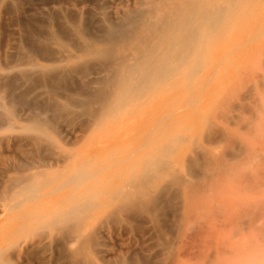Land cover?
I'll return each instance as SVG.
<instances>
[{"label":"rangeland","instance_id":"rangeland-1","mask_svg":"<svg viewBox=\"0 0 264 264\" xmlns=\"http://www.w3.org/2000/svg\"><path fill=\"white\" fill-rule=\"evenodd\" d=\"M177 1L181 2V0ZM168 2V0H124L123 3L116 2L112 6L111 12L117 19L110 20L109 17L106 16V8L103 5V0H0V93H3L5 96L7 95L6 97H10L6 98V101L8 100L15 114H21L28 109L29 114L31 116L33 114V117L42 118L41 115H43L44 117L42 119L50 120V122H48L53 126L57 135V140L55 142L41 143L38 144L39 146L37 144L29 146L17 137L0 139V179L6 181L7 178L5 173L7 176L12 174L23 175L25 172L29 170L33 171L38 167H40V169L45 168L42 165L45 164L50 156L56 153L66 154L75 144L79 147L80 145L83 146V144H86L84 143V137L87 135V127L92 123L89 122V120L98 121V109H100V106H102L107 97L105 94L109 96L110 93L117 91L115 87L117 80V74L115 73H117V71H115V69H118L117 65L120 61V51H129V49L133 48L132 45L135 47L139 45L142 46L143 42L145 43V41L150 40V36L153 35V25L149 22L145 23L146 20L143 22L142 17L139 16L140 13L138 9L144 6L151 8L153 5L156 4L155 6H157L158 4L161 9L159 6L157 7L160 11L162 10L159 12V15L162 16L165 15L168 10L166 6ZM147 16H149V14H146L145 18ZM145 24H148V28H146L147 34H144L149 36L147 40L144 39L143 42L140 41L141 43H139L137 42L139 40L132 37L133 31L141 26V30L144 32L143 27H146L144 26ZM149 25L152 29L149 28ZM125 31H129L128 33L130 35ZM115 36L116 38L112 39V41L118 42L113 43L109 41V44L108 40ZM102 37L106 40L110 38L107 41L103 38V41ZM137 43L139 44L136 45ZM235 44L236 43H232V45L225 50L226 52L221 49L216 55L210 58H207L203 54L200 59L207 60V62L206 64H201L204 67L208 66L203 75L200 73L198 74V68L200 70V68L203 67L201 64L198 66L196 65V76L190 77V79L187 77H183V79L181 76H183L184 73L179 75L172 74L175 79H182L183 81L181 80L179 85L170 88L165 91L164 94H161L163 93V88L158 84L159 67L156 66V69L154 66H150L149 69L151 70H149L148 74H151L152 78L146 73L144 76H140L141 72H144L142 70L140 72L139 70L137 72L135 71L134 73L136 75L140 74L136 77L133 73L132 77H134L133 80L135 79V82H132L131 84L133 85L127 88L131 94L129 91H127V93L131 96L126 94V92L123 94L131 98L129 103H131V106L137 111L134 121L143 123V130L139 132H134L133 130H128L127 132L122 131L121 125L117 122V119L123 114V110H120L116 104L113 106V109L116 111L113 110L111 112L109 115L110 118L106 117L105 120L103 119V121H100L102 124L100 122L95 124V138L92 146L94 144L93 148L96 150L98 148L97 151L107 154L106 156L104 155L97 158L96 164L106 166L111 164V158L109 156H111L110 154L112 152L128 154V152L131 151H138L139 146H141L137 154L139 155L138 159L135 161L132 156V158L127 161L129 171L138 176L145 174L147 177L144 179L148 183L151 180H156L160 183L153 190H149L151 194H148L144 204L139 205L138 203H133L137 207L135 208V206L132 205L133 207L131 206L129 208L130 212L132 211V213L128 211L129 214L135 216L138 222H141L142 226L136 223L107 225L105 219H100L101 221L99 220V222H97L95 227L89 231V248H91L92 245L93 249H91L93 251L100 248L117 258H120L117 253L121 252L120 255L123 257V261H127L129 254H125L126 251L140 242L137 236L141 232H135L136 228L144 233V230L147 228L151 229V227L153 229V234L156 235L157 244L165 251L169 247L171 248L174 242V238H172L174 235L172 234H174L176 229V217L179 212V203L177 202L180 200L183 189L181 185L183 181L182 177L191 178L193 176V179L198 182V185L207 188L206 193H209L207 195H210L211 198L208 199L209 201L211 200L208 205L198 209L200 214L207 213V217L209 216V229L215 230L218 224H223L226 245L225 250L230 259L227 261H230L231 264H264V101L262 99L264 92H262L263 87L261 85L256 89L251 82L252 76H260L262 72H264V54L257 52L254 56H251L252 58H249L247 63L238 66V54H246L249 47L246 46L239 49L238 45ZM129 46L131 47L129 48ZM33 48L36 49L33 50ZM137 53L136 51V54ZM136 54L135 56L138 57L139 54ZM223 54L227 57H224ZM259 56L261 58H259ZM152 57L153 56H151V58ZM154 60L155 58L150 59V61ZM222 61L225 62L221 63ZM154 71L156 72L155 75H153ZM212 72L215 75H212ZM228 73L230 77L234 79L231 84L227 85L226 89L223 90L221 101L220 99L215 100L210 92L213 88L222 83V78ZM49 75L50 78L48 77ZM172 75L170 78L174 79ZM146 76H148V79L145 78ZM51 77L55 78L52 79ZM208 77V80L211 78V83L209 81V86L199 91V85L201 86ZM142 78H145L147 81L145 82ZM153 78L157 80H152ZM137 80H140L139 82L142 84L140 85L139 82L137 84ZM184 80L186 81L184 82ZM22 82L24 83V87L23 85L20 86ZM35 82H38V85L35 86ZM147 82L150 83L147 84ZM145 83L148 86L144 85ZM50 84L51 86L53 85L52 89ZM151 84L153 87L150 86ZM190 84L192 88L189 87ZM32 87H38L43 93V96H41V98H36L31 93ZM150 87L151 89H148ZM183 87H186L184 91ZM59 88L62 89L60 90ZM54 89H56L57 92ZM72 89H74L75 92L72 91ZM144 89H148V91H146L147 93H145ZM186 89H188L190 93L188 90L186 91ZM194 89L200 93L198 95L195 93L196 95L191 96L192 90ZM133 91L135 93H141V95L137 93L138 96L134 94L136 101L133 99ZM151 91H153V93ZM53 92L54 94L59 93V95L57 96L56 94L55 96L52 94ZM208 92L210 94L209 100L213 104L209 108L201 106V103L205 102L203 97L206 98L209 96ZM86 93L88 99L84 97ZM78 94H80V96ZM60 95H62V98L59 97ZM142 95L146 97H144L146 100ZM12 96L16 97V100L18 99L17 101L18 103L20 102L22 107H20L19 104H13L15 98L13 97V99ZM163 98L165 100H163ZM193 99L194 101L196 100V102H194ZM74 100L77 101L76 103L79 104V106ZM79 100L83 101L79 102ZM52 104L55 107L52 106ZM187 104L192 106L188 108ZM27 107L32 108L30 110ZM40 108L46 112L49 108V114L43 110H38ZM185 108H187V110ZM16 109L18 111H16ZM51 109H55V112L51 111ZM194 109H196V112ZM40 111H43V113ZM92 111L93 114L91 113ZM70 112L71 114H69ZM94 113L96 116H94ZM162 114L163 116L161 117ZM164 114H166L167 118ZM49 116H51V118ZM171 128L173 130H171ZM85 130L87 131L85 132ZM57 132L60 136H58ZM102 137L103 139L100 140ZM61 139L64 143L60 141ZM96 141H99V144ZM141 143L144 144L143 147ZM102 148L103 150H101ZM163 150L166 152L164 155L161 153ZM177 150H180L184 157L179 164L173 165L171 163L176 159L175 152ZM38 154L40 155L38 156ZM103 157L106 159H103ZM8 158L9 160H7ZM32 159H35L36 162L38 161L37 164L39 166L34 161L31 162ZM88 159L89 157L87 160ZM187 160L189 161L186 162ZM11 163L13 165H11ZM159 164H164L166 167L168 166L171 168L169 170L167 167L166 177L163 176L159 170ZM10 166L12 167L10 168ZM14 166L15 168L18 166L16 169L19 171L15 170L16 174L15 171L11 170ZM1 168H7L6 170L4 169L6 172L4 173ZM172 172L177 180L174 179ZM177 172L179 174L183 172L184 175L180 178ZM223 176L225 177L223 178ZM219 179L223 181V183L221 182L219 185L223 186L215 187L213 183L217 180L219 181ZM170 181L173 183L171 184ZM165 184L168 187L165 186ZM208 187L210 188L208 189ZM211 189L214 190L211 191ZM215 190H217V194L214 192ZM178 194L180 196H178ZM151 196L155 198V200L153 198L154 202L151 201ZM220 198L223 200V202L221 201L223 207L219 209H222L223 213H220L218 203H216ZM0 203L1 210L3 206L1 190ZM215 209L220 215L222 214V216H218ZM136 214L138 216H136ZM102 222L103 226L100 224ZM134 224L138 227H134ZM199 224L197 222H191L188 226L189 230L187 229L186 231L184 249L188 248L187 253L190 254L187 260H184L185 264H204L202 260L198 258L199 251H203L198 244H200L202 241L201 239L206 236L207 231L205 232V230L207 229L205 226H201L202 224ZM1 225L2 223L0 222V230ZM190 226L193 227L190 228ZM168 244L169 246H167ZM141 259V263L144 262L149 264L151 262L149 257ZM63 260L65 262H63ZM168 261L169 259L167 258L164 261L150 264H169ZM66 262L62 243L60 245L58 244L57 248L56 244H51V247L45 248V250L22 245L16 252L0 253V264H67Z\"/></svg>","mask_w":264,"mask_h":264},{"label":"bare ground","instance_id":"bare-ground-1","mask_svg":"<svg viewBox=\"0 0 264 264\" xmlns=\"http://www.w3.org/2000/svg\"><path fill=\"white\" fill-rule=\"evenodd\" d=\"M168 1L169 2L166 5L168 10L166 9L167 10L166 14L165 15L161 14L162 16L159 15V12H161L162 10L160 11L161 8L158 4H157V6H159L160 9L157 6H155L156 4L153 5L151 8L150 7L147 8L144 5H140V6H144V7H140L138 9L139 10L138 12L140 13V15L139 14L138 15L142 17L143 22L146 20L145 23L149 22L153 25V27H154L153 32H152L153 35L150 36V40L145 41V43H144L143 40L144 39L147 40V37L149 36V35L148 36L146 35L147 34L146 28H148L147 27L148 24L144 25L146 27L142 26L144 32L141 30L142 29L141 26L137 27L136 29L133 28L135 25L132 27L134 29L132 37L139 40V41H137L139 43L143 42V44H142V46L139 45L136 47L132 45L133 48L129 49V51L128 50L126 52L120 51V53H119L120 55L117 54L120 56V59H119L120 61L118 62V65H117L118 69L117 70L115 69L116 66L114 68L115 71H117V73H115V74H117V80H116V86H115L117 91L110 93L109 96L107 94H105L108 98L105 96L106 99H105L104 103L102 104V106L99 105L100 109H98V117H97L98 121L96 122V120L95 121H91V119L89 120V122H92V123L89 125V127H87L88 131L85 130V132L87 131V135L84 137V143H86V144L85 145L83 144V146L80 145V147L77 144H75L71 147V149H69L68 151L66 150L67 151L66 154L56 153V154L50 156L47 159V161L45 162V164L42 165L45 168L40 169V167H38L33 171L29 170V171L25 172L23 175H13L12 174L13 172H12L11 173L12 175L7 176L5 173L6 171H4L5 168L4 169L1 168L2 171H4L7 179H6V181H3L2 179H0L1 197L3 198V206L0 210V212H1L0 222L2 223L1 230H0V253L13 252V251L16 252L22 245H26L27 247H35L38 249L45 250V248L51 247V244H56V248H57L58 244L60 245L62 243L63 252H64L65 259L67 261L66 262L67 264H142V263L147 264L144 262L141 263V260H142L141 258H144V257H149L151 259L150 263H154V262L158 263V262L164 261L165 259L168 258L169 264H185L184 260H187V257L190 254V253H187L188 248L184 249V244L186 242V233H187L186 231H187L188 226L191 222H193V223L197 222L198 224L200 223L199 225L202 224L201 226H203V227L205 226L207 229V230H205V232L207 231L206 236H204V238L201 239L202 241L200 242V244H198L200 249L203 250L201 252L198 250L199 251V257L198 258L202 260V263H204V264H206V263H208V264H229L230 263L231 264L230 261H227L230 259H229V255L226 253V250H225L226 245H225V240H224L223 224H218V226L215 227V230L214 229L210 230L209 229V223H208L209 216L207 217V213H205V214L199 213L198 209H200L203 206L208 205L211 202V200L209 201L208 199H211V198H210V195H207L209 193H206L207 188L204 186L201 187L200 185H198V182H196L195 179H193V176L191 178H185L184 176L182 177L183 181H182L181 185L183 186V189H182V195L180 197V200H179V202H177V203H179L178 204L179 212L177 213V217H176V229H175L174 234H172V235H174V237H172V238H174L173 239L174 242H173V246L170 244L171 245V248L169 247L170 251H169V248L167 249L168 251L167 250L165 251L163 248H161L157 244L158 242L156 240V235L153 234L152 227H151V229H148L146 227L147 229L145 228L146 230H144V233L141 230L136 228L135 232H137V231L141 232L137 236L139 238L140 242H139V244H136V245L130 247L129 250L126 251V253L123 252L125 254H129V257H127V261H123L124 259H122L123 257L120 255L121 252L117 253V255L120 256V258H117V257H114L112 254L108 253L106 250L99 248L98 250L93 251L92 245H91L92 249L89 248V246H90L89 245L90 244V242H89V231H91L95 227V225L97 224V222H99L100 219L101 220L105 219V221L107 222L106 223L107 225L119 224V223H121V224L122 223H136L138 225L141 224V222L140 221L138 222V219L135 216L129 214V212H130L129 208L132 205L135 206V204H133V203H138L139 205L144 204V202L147 200L148 194L149 193L151 194V192H149V190L150 189L153 190L160 183L159 181H156V180H151L148 183L144 179L147 177V176H145V174L138 176L137 174L131 173L129 171L127 161H129L132 158V156L134 157L135 161L138 159L139 155H137V154H138V151L141 149L140 148L141 146H139L140 149L138 148V151H131V152H128V154H120V153H113L112 152L110 154L111 156H109L111 158L110 159L111 164H108L106 166H103L102 164H96V160H98L97 158H100L104 155L106 156L107 154H105L104 152L97 151L98 148H97V150L95 148H93L94 144L92 146V143H93L94 138H95V127H96L95 124H98L100 121H103V119L105 120L106 117L108 118L109 115L111 114V112L114 110L113 106L115 104L118 108H120V110H123V114L117 119L118 120L117 122H119L121 125L122 131L127 132L128 130H133L134 132H139V131L143 130L144 124L139 122V121H134V117H135V115H137V111L134 107L131 106V103H129L131 98L126 96V94L130 93L129 89H127L128 86H132L133 84H131V83L135 82V79L133 80L134 77H132L133 73L135 71L137 72L139 70V72H140L142 70V71H144L143 73L141 72V74H140L138 72L140 74V76L141 75L144 76L145 73L147 75H149L148 74L149 70H151V69H149L150 66H154L155 68H156V66L159 67V70H158L159 75L158 76L160 79L158 78V80H159L158 84H159V86H161L163 88L162 89L163 93H161V94H164L165 91L169 90L170 88H174L175 86L179 85V83H181L182 79L181 80L175 79V77L173 76L174 74L179 75V74L184 73L185 76L183 75L181 77L182 78L187 77L189 79H190V77L196 76L195 72L197 71V66L201 63L206 64V62H207V60L200 59V57L203 54L207 58H210L211 56L216 55L217 52L220 51L221 49H222V51L227 50L232 45V43H236L238 45L239 49L248 46L249 50L246 54H238V57H237V63H238L237 65L238 66H242L243 63H247L249 58L251 56H254L255 53H257V52L264 54V0H181V2H179L177 0H168ZM116 2L123 3L124 0H103V5L106 8V10H105L106 16H108L110 20H116L117 19V17H115V15H113L111 12L112 6ZM155 3H156V1H155ZM68 14H70V13H68ZM146 14H149V16H147L145 18ZM71 18H73V17H71ZM68 19H69V17H68ZM72 21H73V19H72ZM149 28H150V25H149ZM150 29H152V28H150ZM125 32H124V34H125ZM128 32H126V33H128ZM60 33H61V31H60ZM144 33H146V34H144ZM149 34H150V32H149ZM103 38L104 37H102V39ZM115 38H116V36L114 38L113 37L110 38V40H108V39L107 40L109 42ZM104 39H103V41H104ZM100 41H102V40H100ZM112 42L114 43V42H118V41H112ZM139 43H137L136 45H138ZM109 44H110V42H109ZM129 45H131V44H129ZM111 46H113V45H111ZM33 47H35V46H33ZM130 47L131 46H129V48ZM34 49H36V48H33V50ZM136 51L138 52L137 54H136ZM232 51H234V50H232ZM133 52H134V54H133ZM135 54L136 55L139 54L138 57H136ZM38 55H37V57H38ZM151 56H153L152 58H155L154 61H150V59H152ZM224 57H227V56L224 55ZM228 57H229V55H228ZM259 58H261V57L259 56ZM225 59H228V58H225ZM223 62H225V61H222L221 63H223ZM229 62H231V61H229ZM263 63H264V60H263ZM19 65H21V64H19ZM23 65H24V63H23ZM218 65H220V64H218ZM206 68H208V66L207 67L203 66L202 68H200V70L198 68V74L200 73L203 75ZM155 73L156 72L154 71L153 75H155ZM139 74L138 75L135 74L136 77L139 76ZM171 75L174 77L175 80L170 78ZM212 75H215V74H213V72H212ZM149 76L152 78L151 74ZM48 77L50 78V75ZM209 77L207 78V80L205 82L202 83L201 86L199 85V89H200L199 91H202L201 89H203V88L205 89V88H207V86H209V81L211 83V78H210V80H208ZM53 78H55V77H53ZM145 78L148 79V76H146ZM145 78H142V79L145 80ZM87 79H88V77H87ZM154 79L157 80L156 78H153L152 80H154ZM233 79L234 78L230 77L229 73L224 78H222V83L219 84V86H216L215 88H213V90L210 92V93H212V97L215 100L220 99V101H221V98L223 96V90L226 89L227 85L231 84ZM93 81H92V83H93ZM139 81L140 80H137L136 83L138 84ZM146 81L147 80H145V82ZM185 81L186 80H184V82ZM88 82H90V81H88ZM200 82H201V80H200ZM251 82L256 89L258 86L261 85L263 87V91L262 90L261 91L264 92V72H262V74L260 76H254V77L252 76ZM37 83L38 82H35V86L38 85ZM139 83H140V85L142 84L141 82H139ZM148 83H150V82H147V84ZM33 84H34V82H33ZM51 84H53V83H51ZM51 84H50V86H51ZM147 84L145 83L144 85H147ZM155 84H153V85H155ZM22 85L24 87L23 82L20 84V86H22ZM47 85H48V83H47ZM52 86H51V89H52ZM150 86L153 87L152 84ZM38 87H34V88L32 87L31 93L36 98H39V97L41 98V96H43V93L40 91V89ZM151 87L148 89H151ZM189 87H191V84ZM145 88H146V86H145ZM185 88L183 87V91L185 90ZM141 89H142V87H141ZM148 89H146V90L144 89L145 93H147L146 91H148ZM258 89H260V88H258ZM54 90L56 91V89H54ZM187 90L188 89H186V91ZM64 91H66V90H64ZM72 91H74V89H72ZM85 91H86V89H85ZM105 91H106V89H105ZM127 91H129V93H127ZM154 91H155V87H154ZM196 91H197L196 89L192 90L191 96H194L196 94L198 95L200 93L199 91H197V92ZM78 92H80V91H78ZM125 92H126V94L124 95L123 93H125ZM151 92L153 93V91H151ZM69 93H71V92H69ZM80 93H84V92H80ZM137 93L138 92L133 93V99L134 100H135L134 94H136V96H138L139 93L138 94ZM149 93H150V91H149ZM189 93H190V91H189ZM52 94H54V92ZM56 94H54V95L56 96ZM88 94H89V92H88ZM130 94H129V96H131ZM58 95H59V93L57 94V96ZM78 95L80 96V94H78ZM86 95H87V93L84 95V97H86V99H88ZM139 95H141V93ZM143 95H145V94H143ZM155 95H157V94H155ZM208 95L209 96H207L206 98L203 97V99H205V102L201 103V106L209 108L213 105L212 102H210V100H209V98H210L209 92H208ZM6 96L3 93H0V139H8L10 137H17L29 146L30 145L32 146L35 144L38 145L41 143H51V142H55L57 140L56 139L57 135H56L55 129L49 123L50 120L42 119L44 117L43 115H41L42 118L35 117V116L33 117V114H32V116L29 114L28 109H27V111L25 110V112H23L21 114H15V111L12 108V106L10 105V103H8V100L6 101V98H10V97L9 96L6 97ZM69 96H70V94H69ZM167 96H166V98H167ZM191 96H189V97H191ZM13 97L14 96H12V98ZM59 97L62 98V95H60ZM105 97H103V98H105ZM144 97L145 96H143V98ZM168 97H170V96H168ZM14 98H15V102H13V104L14 105L15 104L20 105V102L18 103V101H17L18 99L16 100V97H14ZM95 98H96V96H95ZM164 98H163V100H165ZM199 98H198V100H199ZM188 99H190V98H188ZM262 99L264 101V94H263ZM198 100H197V102H198ZM80 101H83V100H79V102ZM193 101H194V99H193ZM35 102H38V101H35ZM74 102L76 103L77 101L74 100ZM194 102H196V100ZM32 103H31V105L33 107ZM38 104H40V103H38ZM221 104H223V103H221ZM77 105L79 106V104H77ZM197 105H199V104H197ZM52 106H54V105L52 104ZM191 106L188 105L187 107L190 108ZM20 107H22V105H20ZM29 107H27V108H29ZM31 108H29V109L31 110ZM58 108H59V106H58ZM185 109L187 110V108H185ZM196 109H197V106H196ZM196 109H194L195 112H196ZM20 110H22V109H20ZM38 110H43V109L40 108ZM47 110H48L47 112L49 114L50 109L48 108ZM180 110H181V108H180ZM191 110H192V108H191ZM16 111H18V110L16 109ZM43 111L42 112L40 111V112L43 113ZM51 111L55 112V109L54 110L51 109ZM114 111H116V110H114ZM260 111H261V109H260ZM44 112H46V111H44ZM162 112H168V111H162ZM91 113L93 114V111ZM95 113H94V116H96ZM69 114H71V112ZM170 115H172V114H170ZM45 116H47V115H45ZM162 116H163V114L161 115V117ZM164 116L166 117V114H164ZM261 116H263V115H261ZM49 117L51 118V116H49ZM54 119H52V120H54ZM95 119H96V117H95ZM196 119H198V118H196ZM161 120H163V119H161ZM130 121H133V122H130ZM87 124H89V123H87ZM103 124H104V122H103ZM155 124H154V129H155ZM157 124H159V123H157ZM171 126H173V125H171ZM171 130H173V129L171 128ZM57 134H58V136H60L58 132H57ZM101 139H103V137L100 138V140ZM97 140H99V139H97ZM60 141H63V140L61 139ZM99 141L98 142L96 141V142L99 144ZM63 143H64V141H63ZM111 145H113V144H111ZM143 145L144 144H142V147H143ZM37 150H38V147H37ZM101 150H103V148ZM104 150H106V149H104ZM37 153H35V154H37ZM161 153H163V155H164L166 152L163 150ZM40 154H38V156ZM86 156L89 157L88 160H87L88 157H86ZM175 156H176V159L171 163L173 165L179 164L183 160V157H184L182 155V153L180 152V150H177L175 152ZM36 157H37V155H36ZM46 157H48V156H46ZM104 158L105 157H103V159ZM143 159H144V157H143ZM255 159H256V157H255ZM7 160H9V158ZM189 160H187L186 162H188ZM33 161L36 164L38 162V161L36 162L35 159L34 160L32 159L31 162H33ZM186 162H183V163H186ZM11 165H13V164L11 163ZM18 166L16 168H18ZM252 166H253V164H252ZM11 167L12 166H10V168ZM167 167L164 164L163 165L159 164V170L161 171L162 175L165 177L167 175L166 174ZM14 168H15V166H14ZM14 168H12L11 170L19 171L16 168L15 169ZM168 169L170 170L171 168L168 167ZM220 170H221V168H220ZM16 171H15V174H16ZM177 171L181 172L179 170H177ZM177 175H180V178H181V176L184 174L182 172V174L178 173ZM222 175H220V176H222ZM156 176H158V175H156ZM173 176H174V173H173ZM170 177H171V175H170ZM224 177L225 176H223V178ZM175 178H176V176H174V179ZM175 180H177V179H175ZM179 181H180V179H179ZM179 181H177V182H179ZM170 182H171V184L173 183L172 181H170ZM221 182L223 183V181H220V179H219V181L217 180L213 184L215 185V187L216 186L222 187L223 185L222 186L219 185ZM165 186H167V185L165 184ZM209 188L210 187H208V189ZM177 189H178V187H177ZM213 190L214 189H211V191H213ZM216 191L217 190H215L214 192L216 193ZM218 191H219V189H218ZM208 192H210V191H208ZM210 193H212V192H210ZM215 193H213V194H215ZM157 196H158V193H157ZM178 196H180V195L178 194ZM211 196H214V195H211ZM153 198L151 196V201L154 202L155 198H154V200H153ZM216 198H215V200H216ZM217 201L218 202H216V203H218V209L220 207L222 208L223 207L222 206L223 200L220 198V200L218 199ZM138 204H136V205H138ZM146 206H147V204H146ZM136 207L137 206H135V208ZM219 211H220V213L221 212L223 213L222 209H219ZM216 212H217V210H216ZM130 213H132V211ZM152 213H153V211H152ZM209 213L212 214L211 212H209ZM218 213L219 212H217V215L219 216L220 213L219 214ZM136 216H138V215L136 214ZM211 216H213V215H211ZM214 216H215V214H214ZM220 216H222V214ZM145 219H147V218H145ZM100 224L102 225L103 222ZM141 226H142V224H141ZM134 227H138V226L137 225L135 226V224H134ZM192 227L190 226V228H192ZM205 232H203V233H205ZM167 246H169V244ZM199 247H198V249H199ZM60 249H62V248H60ZM186 249H187V251H186ZM189 250H190V248H189ZM61 252H62V250H61ZM227 257H228V259H227ZM145 261H147V260H145ZM63 262H65V261L63 260Z\"/></svg>","mask_w":264,"mask_h":264}]
</instances>
